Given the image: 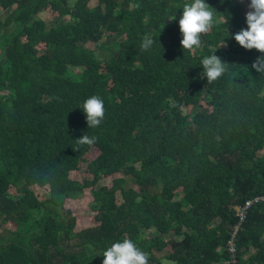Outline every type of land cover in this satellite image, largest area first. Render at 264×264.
Masks as SVG:
<instances>
[{
    "label": "trees",
    "instance_id": "trees-1",
    "mask_svg": "<svg viewBox=\"0 0 264 264\" xmlns=\"http://www.w3.org/2000/svg\"><path fill=\"white\" fill-rule=\"evenodd\" d=\"M184 2L0 0V264H103L124 238L149 264L229 259L236 207L264 197V72L252 67L264 54L231 38L250 0H206L218 22L183 50ZM48 12L61 24L47 29ZM213 53L226 71L208 82ZM92 95L97 128L82 111ZM84 134L96 143L79 145ZM235 247L240 264H264V200Z\"/></svg>",
    "mask_w": 264,
    "mask_h": 264
},
{
    "label": "clouds",
    "instance_id": "clouds-1",
    "mask_svg": "<svg viewBox=\"0 0 264 264\" xmlns=\"http://www.w3.org/2000/svg\"><path fill=\"white\" fill-rule=\"evenodd\" d=\"M241 3L244 0H240ZM182 16L179 19V29L182 36V49L189 52L196 51L203 46L202 35L209 33L218 22L216 10L206 0H185L180 6ZM247 27L241 29L231 38L246 50H257L264 54V0H250L246 12ZM154 44L151 35L142 37L141 47L149 50ZM203 77L208 82L217 80L226 71L225 63L217 55H206L201 59ZM252 67L257 72H264V55L253 62ZM82 111L86 117L88 128H97L105 116L104 100L97 95L88 97ZM79 145L92 146L96 137L84 134L77 139ZM103 264H149V256L138 247L133 240L124 238L107 247L102 253Z\"/></svg>",
    "mask_w": 264,
    "mask_h": 264
},
{
    "label": "built area",
    "instance_id": "built-area-1",
    "mask_svg": "<svg viewBox=\"0 0 264 264\" xmlns=\"http://www.w3.org/2000/svg\"><path fill=\"white\" fill-rule=\"evenodd\" d=\"M264 197H256L254 199L248 200L243 206L236 207V214L238 217V223L233 227L230 239L227 242V252L229 254V259L225 261V264H240L237 255H236V247H235V236L239 230L241 223L245 219V215L247 210L253 205L254 203L263 201Z\"/></svg>",
    "mask_w": 264,
    "mask_h": 264
},
{
    "label": "rangeland",
    "instance_id": "rangeland-1",
    "mask_svg": "<svg viewBox=\"0 0 264 264\" xmlns=\"http://www.w3.org/2000/svg\"><path fill=\"white\" fill-rule=\"evenodd\" d=\"M94 5H95V1H92L90 3V7H92ZM1 12H2V10L0 8V14H1ZM61 22H62V19L52 15L50 12L47 13L46 19H45V26H46L47 29H50L51 26H57V25L61 24ZM96 56L98 58H100V59H107L109 55H108V53L106 51L98 50L96 52ZM74 72L78 73L79 71L78 70H74ZM35 192L38 195V198L40 200L46 199V197H47V191L46 190H44V189H35ZM6 227H9V225H7ZM156 234L157 233L154 232V231L153 232L152 231L151 232L147 231L145 233V237L146 238H151L152 236H156Z\"/></svg>",
    "mask_w": 264,
    "mask_h": 264
}]
</instances>
